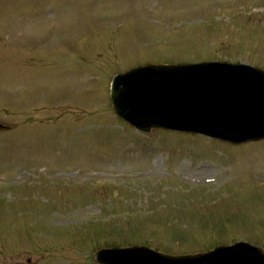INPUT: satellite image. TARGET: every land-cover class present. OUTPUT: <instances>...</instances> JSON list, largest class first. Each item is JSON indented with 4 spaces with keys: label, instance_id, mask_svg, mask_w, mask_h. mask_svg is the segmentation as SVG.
I'll return each mask as SVG.
<instances>
[{
    "label": "rangeland",
    "instance_id": "obj_1",
    "mask_svg": "<svg viewBox=\"0 0 264 264\" xmlns=\"http://www.w3.org/2000/svg\"><path fill=\"white\" fill-rule=\"evenodd\" d=\"M211 60L264 69V0H0V264L264 248V141L141 134L112 107L120 72Z\"/></svg>",
    "mask_w": 264,
    "mask_h": 264
},
{
    "label": "water",
    "instance_id": "obj_2",
    "mask_svg": "<svg viewBox=\"0 0 264 264\" xmlns=\"http://www.w3.org/2000/svg\"><path fill=\"white\" fill-rule=\"evenodd\" d=\"M112 97L116 112L144 131L165 128L234 143L264 138V72L247 65H150L115 77ZM95 256L102 264H264V251L247 243L187 256L147 247Z\"/></svg>",
    "mask_w": 264,
    "mask_h": 264
}]
</instances>
